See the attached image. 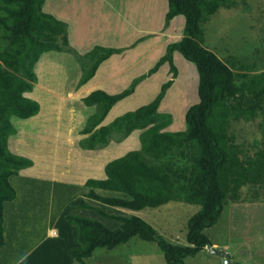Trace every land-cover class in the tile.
I'll return each mask as SVG.
<instances>
[{"label": "trees", "instance_id": "1", "mask_svg": "<svg viewBox=\"0 0 264 264\" xmlns=\"http://www.w3.org/2000/svg\"><path fill=\"white\" fill-rule=\"evenodd\" d=\"M45 3L46 0H0V247L6 245V203L18 197L11 178L35 165L31 157L11 150L10 137L18 133L12 119H30L41 111V103L27 93H33L39 82L35 68L42 55L48 51L73 52L69 24L46 12ZM238 3L169 0L165 26L184 15L183 37L170 43L165 55L124 90L112 94L97 89L83 97L86 105L96 106L81 130L87 135L80 140L83 149H102L112 140L122 142L135 130H143L139 149L109 161L106 178L86 181L85 197L135 211L170 201L198 204L200 209L188 221L187 243H176L141 216L110 214L83 200L74 208L96 210L122 224L113 229L102 220L69 214L67 220L76 226V240L81 244L69 253L79 263L89 264L86 259L100 247L114 249L139 237L157 242L168 264H185L186 258L212 245L206 230L219 222L226 205L264 202V70L257 72L255 65H237L232 59L221 58L205 43L209 18L221 7ZM125 50L98 44L84 55L73 52L83 67L77 88L88 83L104 61ZM176 51L196 65L200 96V101L187 110L186 129L177 131L168 129L174 115L160 111L179 75ZM166 62L172 77L153 101L102 124L118 102L135 93L137 86ZM259 119V145L251 149L238 142L231 130L233 122Z\"/></svg>", "mask_w": 264, "mask_h": 264}, {"label": "rangeland", "instance_id": "2", "mask_svg": "<svg viewBox=\"0 0 264 264\" xmlns=\"http://www.w3.org/2000/svg\"><path fill=\"white\" fill-rule=\"evenodd\" d=\"M237 1L239 5L221 7L209 18L205 26V43L221 58L232 59L237 65H255L257 72H261L264 70V0ZM164 2L165 0H60L64 8L63 16L70 18L72 22L77 21L78 24L75 26L78 35L76 36L73 31L74 44L70 47L73 52L84 55L96 45H100L103 38L108 37L110 41L109 33L118 32L119 29L121 34L123 32L124 38H120L117 44L110 47H124L122 46L124 40L127 41L128 36L135 32L134 27H137L140 33V30L147 25L146 22L150 24L156 23L157 20L160 22V12ZM154 13L157 14L153 15ZM149 15L151 16L148 19ZM136 18L139 20L137 25ZM175 26L178 29L181 23L177 21ZM113 27L114 29L109 30ZM117 27L119 29H116ZM131 46L127 50L135 49V46ZM147 47L151 48V46ZM73 52L48 51L42 55L36 65L39 82L35 85L34 92L27 95L37 98L43 109L41 108L39 116L35 118L13 117V123L18 128V133L10 137L9 146L13 152L38 161L43 158H53V154L38 150L37 143H51L56 134L62 131L67 134L66 130L73 124L81 129L85 127L86 122L82 124L81 120L83 121L89 111L85 106H89L73 95L78 89L77 84L83 74V67ZM131 52L128 56L124 55V59L116 57V63L122 60V65L129 66L140 53L137 51L138 54L132 55L136 49ZM175 64L179 69V75L177 81L175 79V86H172L171 91L168 90L160 111L174 115V123L168 129L177 131L186 129L187 110L199 102L197 101L199 92L198 86L196 87V73L191 71L190 65L180 62V66L176 62ZM136 72L137 70L131 68L124 73L121 80L133 81ZM165 77L166 74L163 72L155 77L153 86H148L152 88L149 90L152 95L145 97L144 100L159 94L161 86L168 81L169 77L160 84ZM140 92L142 93L141 90ZM139 101H143V97ZM136 104L137 102L121 103L116 110L114 109V116ZM260 121L261 119L254 122L234 121L231 130L236 133L237 141L246 143L251 149L257 147L261 140ZM39 122H42L41 128L36 130L35 126ZM54 127H60V130L57 131ZM140 135L141 131L134 132L122 142L112 140L107 147L89 153L102 173L103 177L99 178H105V166L109 161L141 147ZM84 137L77 136L72 142L80 144V140ZM61 142L68 143L66 139ZM86 171L78 168L76 173L81 174ZM79 174H76V177ZM11 180L17 188L18 197L6 203V245L0 247V264H81L69 253L70 249L75 248L76 239L71 237V225L65 217L66 213L71 212V201L81 193V187L31 178L24 176V173L12 176ZM90 202H93L92 206L95 207L99 206V203L106 206L101 202ZM199 209L198 204L170 201L162 206L148 207L140 211L119 209L118 215L141 216L167 239L176 243H187L188 221ZM95 214L99 213L89 211L85 216L99 219L94 216ZM48 215L52 220L45 230L42 226ZM103 219L102 221L113 229L120 226L117 225L118 221H112L107 217ZM56 220L57 224H55ZM56 227L58 230L55 229ZM41 231V238L47 237L46 231L50 238L45 239L34 252L27 253L26 247L28 248L35 239L33 235ZM55 231L57 234L54 233ZM206 233L212 243H218L217 246L211 245V247L228 252L234 264H264V202L226 205L219 222L208 228ZM211 247H206L194 257L186 258L185 264H225L226 259L213 253ZM141 254L148 263L141 261V257H138ZM86 261L89 264H127V262H130L128 264H168L157 242L146 241L139 237L114 249L100 247Z\"/></svg>", "mask_w": 264, "mask_h": 264}, {"label": "crops", "instance_id": "3", "mask_svg": "<svg viewBox=\"0 0 264 264\" xmlns=\"http://www.w3.org/2000/svg\"><path fill=\"white\" fill-rule=\"evenodd\" d=\"M62 4H60V0H46V3L44 5V10L46 12H51L53 15H55L57 18L66 21L69 24V39H70V44L73 46L74 44V38H73V31L75 32L74 34L77 36V29L75 28L77 21L72 22L70 20V18L63 16V10L64 8L61 6ZM48 9V10H47ZM169 10V0H165L164 2V7L162 9L161 13V18H160V22L157 20L156 23L150 24L149 22H146L147 25L145 26V28H143L142 30H140V33L138 32V28L134 27V33L130 36H128V40H124L125 42L123 43L126 50L121 53V54H114L112 55L109 59H107L106 61H104L96 75L85 85H83L81 88L77 89V91L73 94L75 95L77 98H79L80 100H83V97L89 95L92 91L97 90V89H103L109 93H118L119 91H122L126 88V86H128L130 84L131 79L128 80H121L124 73H127V71H129L131 68H133V70H137V72L133 75V76H140L144 73H146V71H148L151 67H153L156 63L163 55H165L166 51H167V47L170 43L179 40L183 37L184 35V27L186 24V17L184 15H178L176 16L171 24L169 26H165L166 24V20L165 17L167 15V12ZM160 13L158 15H160ZM157 13H154L153 15H155ZM151 15L148 16V19L150 18ZM157 17V16H156ZM149 21V20H148ZM179 21L181 23V27L180 28H176L175 24L176 22ZM136 25L139 24V20L136 18L135 21ZM184 26V27H183ZM113 28H110L109 30H112ZM116 29H119L118 27ZM121 31L120 29L118 30V32H110L109 33V38L110 41H108V37L106 39L103 38V42L100 43V45L103 46H110V45H114L117 44L119 42L120 38H124V34L122 32V34L119 32ZM174 37H178L177 39H174ZM77 38V37H76ZM133 45V47L136 49L135 53H139V55L137 57H135V59L132 61V63L127 66L125 63V65H122L123 62L121 60V62L116 63L115 58L119 57L120 59H124L125 56H128L130 53H132L131 51L135 50V49H131V50H127L130 49ZM131 46V47H130ZM147 46H151L150 49H148ZM209 47V46H208ZM141 51H143L141 53ZM137 53V54H138ZM125 55V56H124ZM182 55L179 51H176L174 53V60L175 62L178 64V66H180V63H183L184 65H187L190 67L191 71L196 73V87L199 86V73L197 71V67L194 63H192L189 60H186L184 58V56H180ZM58 56V55H57ZM150 57V58H149ZM58 58V57H57ZM163 72L164 74H166V77L160 81V84L165 81L168 77L170 78L171 72H170V64L169 62H166L165 64H163L159 71L154 73L152 76L144 79L136 88L135 93H133L132 95L126 97L125 99L121 100L120 102H118L110 111V113L108 114V116L106 117V119L104 120V122L102 124H108L111 121H113L117 116L133 110V109H137L138 107L142 106L143 104L145 105V103H150L151 101H153L155 99V95L151 98H149L148 100H144L145 97H148L150 95H152L151 91H149L150 89L152 90V88H149L148 86H153V80H155V77H158L160 75V73ZM168 78V80H169ZM151 81V82H150ZM159 81V79H158ZM157 81V83H158ZM177 81V79H176ZM175 81V83H176ZM174 83V84H175ZM189 83V82H188ZM144 84H147L146 86H144ZM172 85L173 87L175 85ZM162 87V86H161ZM171 87V88H173ZM188 87H190V85H188ZM144 88V90L142 89ZM171 88L169 89L171 91ZM140 90L142 91H146V93H141ZM28 94H32V93H28ZM199 95V94H198ZM143 97V101H139L141 98ZM198 100L200 101V96H198ZM35 98V97H33ZM154 98V99H153ZM166 97L164 98L163 102L166 100ZM37 99V98H35ZM139 101V102H138ZM133 103V102H137V104L134 107L128 108L122 112H119L118 114H116L115 116H112V112L113 110L120 105L121 103ZM162 105V104H161ZM85 108L89 109L90 112L94 113L96 111V106H85ZM43 109V107H42ZM88 111V113H86L87 116L84 117L83 121L81 120L82 124L84 122L87 123V120L89 118V116L92 114H90ZM90 114V115H89ZM39 115H36L32 118H35ZM111 117V118H110ZM85 123V125H86ZM41 124L42 122H39L36 124L35 128L36 130L38 128H41ZM82 127V126H81ZM57 131L60 130V127H54ZM83 129V128H82ZM80 127H78V125L76 126L75 124H73L68 130H66V133L60 132L57 133L53 139V141H50L51 143H42L39 142L37 143V147L38 150L41 151H46L49 152L50 154H53V158H43V159H39L40 161H38V159H35V164L33 167L24 169L21 171V173H24V176H28L31 178H37V179H46L52 183H61V184H66V185H74L76 187H81V193L77 196H75L73 198V200L71 201L70 206H72V210L70 213H66L65 217L67 219L68 214H80V215H88L89 211H96V210H92V209H85V208H74L75 206H78L81 204V202L83 200L87 201L90 205H94L93 202L90 201H95L98 202L96 200L90 199L88 197H85L84 194L87 191V188L84 186L86 181L89 178H99V177H103L102 173L99 171L98 167L96 166V162H93L92 157L90 156L89 153H94V152H98L99 150H88V149H83L80 144H74L72 141L78 136V137H84L87 135L81 134V130ZM75 130L77 131L75 133ZM137 131H143L140 129L135 130L134 132ZM133 132V133H134ZM132 133V134H133ZM131 134V135H132ZM130 135V136H131ZM129 136V137H130ZM66 139L68 141V143L63 144L62 142L60 143L61 140ZM56 140V142H55ZM46 148V149H45ZM83 149V150H82ZM103 149V148H102ZM85 153H87L89 156H87ZM92 161V163H91ZM53 166H52V165ZM93 164V166H92ZM51 165V166H50ZM81 169L83 168L86 171V168L88 171L86 172H82L81 174L76 173L77 169ZM54 172H57L56 174H54ZM76 174L77 175L76 177ZM75 176V177H74ZM106 178V176H105ZM99 203V202H98ZM104 204V203H103ZM97 205V204H96ZM100 209L110 213V214H115L118 215V211L119 209H124V208H120V207H114V206H110V205H106V206H102V204H98ZM99 214H95L94 216L104 220L103 216L100 212L96 211ZM93 214V213H92ZM51 217L48 215L46 220L43 223L42 229L47 228L48 224H50L51 222ZM110 220H114V221H118L119 223H117V225H121L122 222L116 219H110ZM70 222V221H69ZM55 224H57V220L55 222ZM70 234L71 237L73 239H76L77 237V228L76 226L70 222ZM56 230H58V227L55 228ZM41 232H39V234H34L33 237L35 238L33 240V242L31 243V245H28L29 247H26V252H34L43 242L45 239L50 238L47 234L46 231V238H41ZM73 233H75V236L73 237ZM59 235V234H58ZM131 241V240H130ZM29 243V242H28ZM81 244L77 242H74V247H78ZM212 245H218V243H212ZM211 246H207V248H210ZM71 250V249H70ZM138 257H141V261L143 262H147L144 261L145 257L144 255H138ZM130 262H127V264ZM148 263V262H147Z\"/></svg>", "mask_w": 264, "mask_h": 264}, {"label": "water", "instance_id": "4", "mask_svg": "<svg viewBox=\"0 0 264 264\" xmlns=\"http://www.w3.org/2000/svg\"><path fill=\"white\" fill-rule=\"evenodd\" d=\"M211 251L213 253H216V254L223 256L226 259L225 264H234L232 261V257L228 252H225V251L218 249L216 247H211Z\"/></svg>", "mask_w": 264, "mask_h": 264}, {"label": "built area", "instance_id": "5", "mask_svg": "<svg viewBox=\"0 0 264 264\" xmlns=\"http://www.w3.org/2000/svg\"><path fill=\"white\" fill-rule=\"evenodd\" d=\"M54 233L57 234L56 231H55ZM54 233H53V234H54Z\"/></svg>", "mask_w": 264, "mask_h": 264}]
</instances>
